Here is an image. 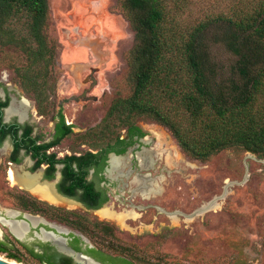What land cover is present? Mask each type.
I'll use <instances>...</instances> for the list:
<instances>
[{"label": "rangeland", "instance_id": "1", "mask_svg": "<svg viewBox=\"0 0 264 264\" xmlns=\"http://www.w3.org/2000/svg\"><path fill=\"white\" fill-rule=\"evenodd\" d=\"M257 1L186 0L181 21L191 26L209 17H228L238 9L248 11ZM121 2L47 0L44 34L52 49L46 88L48 100L41 106L43 117L33 124L44 139L52 132L51 117L58 103L76 90L66 69L59 65L79 61L73 57L78 52L75 48H80L79 51L84 48L68 39L71 28L88 27L95 19H104L107 27L116 29L117 41L115 46H105L111 50L107 51L110 56L99 75L97 102L64 106L63 114L73 123L75 134L56 149L59 154L82 141L77 134L100 125L114 100L131 95L128 61L134 33ZM211 39L212 59L227 77L235 57ZM1 41L0 77L6 74L10 83L18 86L20 80L15 70L28 66L27 56L20 46ZM23 97L33 106L31 93ZM136 120L144 138L127 151L121 174L113 172V178H106L105 207L113 215L104 217L99 211L84 214L78 206L68 209L80 212L90 221L98 219L113 226V243L131 248L134 255L131 264H264V159L240 148H229L207 161L193 160L179 149L166 128L146 117ZM146 180L150 189L147 194L143 193ZM6 183L0 170V204L12 206L16 192H11ZM127 212L135 215L122 222L119 216ZM93 247L98 248V244Z\"/></svg>", "mask_w": 264, "mask_h": 264}, {"label": "trees", "instance_id": "2", "mask_svg": "<svg viewBox=\"0 0 264 264\" xmlns=\"http://www.w3.org/2000/svg\"><path fill=\"white\" fill-rule=\"evenodd\" d=\"M185 1L122 0L121 8L134 33L128 61L132 92L114 100L101 124L83 139L91 140L92 146H103L104 153L121 154L131 144L120 140L121 131L126 129L131 138L141 137L136 119L146 117L166 128L193 160L204 162L229 148L264 159V0L248 11L238 9L228 17H209L191 26L181 21ZM47 20V0H0L1 42L20 46L27 56L28 66L15 72L37 108L47 99L52 59L44 34ZM211 38L235 57L227 77L212 59ZM69 133L61 118L56 142ZM88 157L85 166L82 158L69 159L76 161L78 171L66 167L61 185L68 186L61 192L76 196L81 190L80 200L99 208L107 198L84 180V171L96 156ZM41 210L51 211L59 221L79 230L99 250L116 253H87L102 264H131V248L113 243L115 228L109 223L87 222L78 215L69 219L72 213L45 205Z\"/></svg>", "mask_w": 264, "mask_h": 264}, {"label": "flooded vegetation", "instance_id": "3", "mask_svg": "<svg viewBox=\"0 0 264 264\" xmlns=\"http://www.w3.org/2000/svg\"><path fill=\"white\" fill-rule=\"evenodd\" d=\"M84 28L85 31L82 30ZM84 28L74 26L68 34L70 41L79 42L84 47L80 51L77 50L80 48H75V51L78 52H75L73 57L79 61L59 64L70 75L76 90L66 94L67 98L58 103L56 111L51 117L52 132L47 139H44L37 127L33 126L35 120L41 119L44 115L43 110L37 108L34 97L32 98L33 106H31V102L23 97V94L26 96L27 93L20 83L18 86L11 84L6 74L0 77V170L11 192L13 190L16 192L13 193L14 204L12 206L0 204V255L8 261L18 264H81L75 260L73 255L65 253L53 242L43 238L42 232H44L61 238L63 246L71 253L81 255L93 264H102L87 253L94 250L98 255L104 256L106 252L93 247V242L79 230L59 221L51 211H48V214L43 213L41 208L45 205L48 208L68 211L72 213L69 219H74L75 215H78L87 222H105L98 219L90 221L87 216L68 208L78 206L84 210V214L105 208L108 202L105 188L106 178H113V172L121 174V169L126 163L124 156L127 155V151L145 136L137 124L136 126L143 134L141 137L133 136L131 138L128 131L123 129L120 140L131 142V144L121 154L104 153L103 146H92L91 143H87L83 139V136L90 131L88 129L84 133L77 134L82 138V141L77 143L75 148L64 154L56 152L65 139L75 134L73 123L69 122L63 114L64 106L68 103L82 105L89 101L97 102V93L95 92L99 86V75L107 64V57L110 56L107 51L111 50L105 46H115L117 42L115 39L116 29L107 27L104 19L97 18ZM90 57L93 59L88 60ZM47 100L48 95L45 102ZM22 101L27 103V109L17 110L15 107ZM61 118L64 124L70 128V133L56 142V126L60 123ZM44 146L48 147L44 149ZM89 154L96 157L93 159V164L86 167L84 180L86 183H93L95 191L103 192L107 198L99 208H90L81 201L79 198L81 190L76 191V196H68L61 192L68 186V184L61 185L64 179L63 171L66 167L69 166L75 172L78 171L76 161L69 159L72 157L82 158V165L85 166L89 161ZM113 160H116L117 163H113ZM11 173L13 180L10 177ZM43 187L51 191V194L59 201L71 203L72 206L55 205L53 201L43 198L38 193ZM11 213L12 215H10ZM31 220H34L36 225H33ZM57 223L65 227L61 228ZM11 225H20L23 232L20 235L14 234L10 229ZM56 228L64 230L65 233H59ZM70 229L79 234L70 231ZM7 255L18 257L20 261L13 258L8 259ZM33 255L36 257H32Z\"/></svg>", "mask_w": 264, "mask_h": 264}, {"label": "bare ground", "instance_id": "4", "mask_svg": "<svg viewBox=\"0 0 264 264\" xmlns=\"http://www.w3.org/2000/svg\"><path fill=\"white\" fill-rule=\"evenodd\" d=\"M17 110H20V111H23V110H26L27 109V103L25 101H22V102H19L18 106L15 107ZM143 159V158H141ZM113 163H117L116 160H113ZM150 165V164H149ZM11 179H12V173L10 175ZM14 179V178H13ZM12 179V180H13ZM24 183H25V180H24ZM144 185V184H143ZM146 186L143 193L147 194L149 193V183L147 182L146 180V183H145ZM38 191V189H37ZM152 192H155L152 190ZM38 193L43 197V198H47L49 199L50 201H53V203L55 205H62V206H68V207H71V203H67V202H61L59 201L58 199H56L52 194H51V191H49L46 187H43L42 189H40V191H38ZM99 213L103 214L104 217H108V216H112L113 214H111L109 211H108V208L105 207V208H102L99 210ZM12 215V213L10 214ZM135 214H133V212H127V213H124V214H120L119 218L120 220L123 222L125 218L127 217H130V216H134ZM31 223L33 225H36V222L34 220H31ZM10 229L11 231L16 234V235H20L22 232H23V228L20 226V225H11L10 226ZM57 231H59V233H65L64 230L60 229V228H56ZM42 236L43 238H46L48 239L49 241L53 242L56 246L59 247L60 250H63L65 253H69L70 255H73V257H75V260L78 261L79 263L81 264H93L91 261H89L88 259L82 257L81 255H75L73 253H71L69 250H67L64 246H63V240L61 238H57L56 236H53L51 233H47L45 234L44 232H42Z\"/></svg>", "mask_w": 264, "mask_h": 264}, {"label": "water", "instance_id": "5", "mask_svg": "<svg viewBox=\"0 0 264 264\" xmlns=\"http://www.w3.org/2000/svg\"><path fill=\"white\" fill-rule=\"evenodd\" d=\"M0 264H18V263L13 262V261H8V260L3 259L2 257H0Z\"/></svg>", "mask_w": 264, "mask_h": 264}]
</instances>
